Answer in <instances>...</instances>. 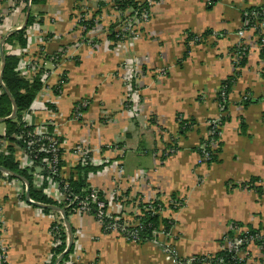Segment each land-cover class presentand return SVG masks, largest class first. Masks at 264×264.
Returning <instances> with one entry per match:
<instances>
[{
    "label": "crops",
    "instance_id": "1",
    "mask_svg": "<svg viewBox=\"0 0 264 264\" xmlns=\"http://www.w3.org/2000/svg\"><path fill=\"white\" fill-rule=\"evenodd\" d=\"M106 1L36 0L24 6L22 0H0V67L1 52L13 53L18 62L22 53L36 62L38 58L42 69L52 73L50 81L61 80L56 122L67 141L63 177L73 172L72 145L122 139L120 148L125 152L121 161L126 164L122 189L131 187L136 170L146 173L153 185L150 196L164 206L160 216L173 221L169 234L181 256L220 251L223 237L233 227L242 231L264 228V43L256 40L258 48L237 63L223 58L228 44L237 43L234 31L244 23L246 10L264 6V0H166L160 4L150 29L154 37H147L135 49L151 58L142 62L146 75L142 98L147 107L138 119L115 110L120 106L122 82L115 72L114 45L106 43L94 50V43L84 35L94 34L95 23L87 29L89 34L81 25L72 28L78 9L89 8L91 13ZM28 6L32 20L22 28L25 47H14L13 41L10 50L4 48L6 39L23 26ZM216 30L228 35L217 40ZM162 69L163 75L155 78L153 73ZM235 70L239 74L228 96V108L221 113L218 90ZM245 95L253 100L246 107L241 104ZM83 98L90 102L83 119L69 122L74 105ZM101 102L106 103L103 113ZM217 115L227 119L220 129L216 156L212 162L202 163L197 148L206 137L207 122ZM179 120L192 126L184 135L178 132ZM159 125L177 132L180 141L176 145L163 142ZM5 131V123L0 122V136ZM166 147L171 150L169 155L165 153L158 162L156 150L166 152ZM115 172L113 163L107 172H90L88 186L111 187ZM24 184L18 178L0 176V242L7 246L5 257L0 248V264H44L50 250V224L62 219L61 214L46 215L34 201L29 202ZM44 192L54 199L55 189ZM172 197L179 200V206ZM68 218L76 238L70 256L78 251L82 264L93 260L94 264H172L162 247L167 235L138 244L102 233L100 222L92 215L71 214ZM248 250L252 263L264 264V249L250 245Z\"/></svg>",
    "mask_w": 264,
    "mask_h": 264
},
{
    "label": "built area",
    "instance_id": "2",
    "mask_svg": "<svg viewBox=\"0 0 264 264\" xmlns=\"http://www.w3.org/2000/svg\"><path fill=\"white\" fill-rule=\"evenodd\" d=\"M27 1V4H30L31 0ZM127 9H130V12L135 13L137 17L143 20L142 17L144 16V14L146 16L149 14L150 7L148 5L147 10L142 8L141 12L135 11L134 8L131 7H127ZM124 11H126V9ZM130 14L132 15V13ZM247 14L248 13L246 12L244 13V15L246 16V19H244V28L246 30H251L252 34L256 35L255 41L257 40L258 44L260 40L262 43H264V38H262L264 26L256 21L257 18H255L254 23L250 25L249 16ZM249 15L251 17H256L255 12H251ZM90 16L91 13L86 8H83L80 12H76L72 21L73 27L79 28V26L82 25L80 27L84 28L83 22L88 21L90 19ZM256 31L259 32L261 37H259V34L256 33ZM240 34L242 35V33ZM246 51L248 54L249 50L247 45L246 47H240L236 45L234 59L237 60L238 58L239 61L241 56ZM40 64L41 63L38 58L36 62L31 58H25L22 56L16 68V71L19 72V74L28 81H31L34 76H38L41 82V89L36 94L30 109L23 112V119L21 121L22 130L14 135L15 140L18 142L17 145L14 146L17 152L19 167L30 171V173L33 175V182L35 183V185L38 186L45 182L47 184L45 188L47 189V191L50 188L55 189L53 197L54 200L59 201L63 198V192L59 187L58 181L54 180V177L65 178L62 175V166L60 164L63 162V155L66 152L65 149L67 145V141L64 139V136L59 129L60 124H57L56 122L60 117L58 108L60 105L63 86L61 80H58L55 83L50 81V76L52 73L43 70ZM86 101L80 100L74 105L72 114L68 119L69 122H79L83 119L84 110L88 105V102ZM38 116H42V119L38 120ZM219 120H212L210 122L212 128L208 130L207 135H210L216 130L220 129ZM7 144L8 142L6 141V139H0V154H8ZM217 145L218 140H211L209 143L211 151L214 150L213 148L216 149ZM200 149V161L206 162L209 159L210 155L204 150L203 147H200ZM95 155L94 145L85 142H78L72 145L70 149V156L72 162L74 163V166L78 164L83 166H97L103 164V162H109L103 169L109 170V165L113 163V160L109 159L105 161L97 156L98 154ZM36 162L39 163L37 167L34 165ZM113 165L115 167V170L117 171L114 174L116 177H119V175L123 174V171L119 172L117 162H114ZM43 172H45L47 176H45ZM3 174L6 177L10 175L8 173ZM64 185L65 187H67V183H64ZM24 188L26 189L25 184ZM99 191L103 193V200H100L98 197ZM29 200V202H33V200L31 199ZM142 201L139 202L138 207H140V204H146L142 203ZM108 202L110 203L109 207L111 209H107ZM153 202L154 201H151L146 204L144 212L156 213L152 205ZM73 203H75L77 206L73 209L72 214H88L94 217V214H92V212H94L95 205L97 213L96 217L94 218L99 221L101 225L103 224V221L105 219L111 220V223H109L106 227L107 233H121L126 238V240L132 242H136V240L138 239L135 230L128 231L127 229L130 227L136 228L139 226V219L144 213L143 211H141V208H139L140 213L137 215V223H135L133 226H128L124 223L120 216L114 214V212L111 211L115 210V208L119 206V203L115 202L114 200L112 201L109 197L106 199L103 190L96 189L93 186H88V188H86V194L82 196L74 195L73 198L69 200L65 206L69 207ZM2 219L3 218L1 215L0 221H2ZM232 231V238L228 236L223 237V244L220 248V251H227L231 254L232 259L237 260L239 263L244 262L245 264H258L255 262L252 263L251 260L253 259V257L248 250V247L250 245H256L260 249H264V231L260 230L258 233L250 234L247 230L242 231L238 227H233ZM155 234V239L157 237L160 238L164 235H167V237H165V240L162 242V247L163 251L168 255L169 261L172 264H195L200 260L202 264H212L213 258L216 256L215 253H212L202 256L201 259H199L198 256L183 257L178 252V248L174 243V239L171 237L169 232H165L161 227L158 231L155 232ZM257 241L262 242L260 244H257ZM60 243V237L56 234H53L51 249H55ZM67 262H69L68 264H72L71 261H65V264H67ZM218 262H223V260L220 259Z\"/></svg>",
    "mask_w": 264,
    "mask_h": 264
},
{
    "label": "rangeland",
    "instance_id": "3",
    "mask_svg": "<svg viewBox=\"0 0 264 264\" xmlns=\"http://www.w3.org/2000/svg\"><path fill=\"white\" fill-rule=\"evenodd\" d=\"M164 1L166 0H159V1L158 0H135V2H137L139 7H141L144 3H147L150 7L149 14L147 16L144 14V16L142 17L143 18L142 20L139 17H137L135 13L130 12V9L126 8V11L122 12L121 10L117 9L114 5L110 6L109 5L110 2L112 4L114 3V0H107L105 4H102L99 7H97L98 9L95 6L93 8L94 10H92L91 12L92 18H93L92 22L95 23L94 34L91 37L90 35H84V37H86V40L89 39L88 42L94 43V46H93L94 50L98 46L104 45L106 43H109L110 45L112 44L114 45L113 47H111V51L114 53V57L117 58V61H118V69L115 72L122 82V94L121 96H119L121 100L120 106L119 108L116 107L115 110L117 112L122 111V110L127 113L129 112L130 117L133 119L141 118V116L143 115L147 107L146 101L142 98V89L146 87V85H144L145 84L144 79H146V75L144 73L145 70L142 68V66H144L145 63H142V62L143 61L145 62L146 60L149 61L151 59L149 57L150 55L143 54L144 55L143 56V55L137 54L136 53L137 51L135 49L139 45H141L143 42H145L147 37L148 38L150 36L151 38L154 37V34H152L150 30L151 27L154 26V12L158 11L159 5L162 4ZM27 2L28 1L26 0H22V3H24V6H27ZM106 4H108L109 6ZM134 10L137 11L136 9ZM80 11L81 10L79 9L77 10V12H80ZM130 13H132V15ZM259 23H261L262 26H264L263 25L264 23L262 22H259ZM72 28L76 29V27H73V25H72ZM214 32H216L217 34V35L213 34L215 38H217V40L225 39L226 36L228 35V32L225 30L224 31L216 30ZM85 33H87V29L85 30ZM219 33H222V34H219ZM240 33H242V35ZM110 34H114L115 39H117V41L110 39L109 37ZM234 34H236L238 37L237 43H234L230 47L228 44V51H226V53L223 55V58L226 57V59L227 60L230 59L232 63H237L238 58L237 60L234 59V54H235L234 52H235L236 45L240 47H243V46L246 47L247 45L248 50H249L248 53H249L250 51L254 52L255 51L254 49L258 48V44L255 41L256 35H253L251 30H246L244 28V23L240 24L238 29L234 31ZM262 38H264V35H262ZM7 44L8 45H4V48L8 49L9 48L8 46L11 43L10 44L7 43ZM13 46L14 47L18 46L20 48V44L17 40H14ZM10 49L11 48H9V50ZM19 56L22 57L23 56L22 53H20ZM164 71L165 69L158 70L157 73H153V76L155 78H160V76L163 75ZM3 92L4 91L2 88L0 90V93H3ZM82 101L88 102V105L86 106L87 108L90 103L89 100L87 98H83ZM99 106L104 107L106 106V103L101 102ZM105 109H106L105 107L103 109L100 108L102 113ZM22 115H21L20 123L23 119ZM217 116L214 117L213 121L220 119L219 115ZM102 118L103 119L101 120H104V121L107 120V118H104V117ZM210 122H207L206 136L208 134V126ZM157 130L161 132V138L163 142H165L168 145L172 143L176 145V142L180 141V137L178 136L177 132L171 133L170 130H164L162 129L161 126ZM121 140L122 139H117V141H111V142L108 141L105 144H102V143L95 144L94 143V155L98 154L97 156H99L101 159L105 161L111 159L114 162H117L119 172L124 171L125 166H126V164L123 163L124 160L123 162L121 161L124 156V152H125V148H120ZM171 147L172 146H170V148ZM213 149L214 150H212V152L214 153L216 149L215 148ZM156 151H157V154H156L157 161L159 162L161 161L160 157H162V155H164L165 153H166L165 156L169 155L167 153H169V151L171 150L168 147H166V152L165 151L163 152V150H156ZM200 162L204 163L203 161H200ZM104 171L107 172L108 170H104ZM3 173H6V172L0 171V174L2 176H5ZM136 173H137V176L138 175L139 176L134 181H130L131 187H129L128 190L125 191V189H122L123 174L119 175V177H115L114 175V177L112 178L113 183L111 187L107 189L105 188L103 190L106 199L109 197L112 201L114 200L115 202L119 203V206L115 208V210H111V211H113L114 214L120 216V218H122L124 223L128 226H133L135 223H137V215L140 213L138 204L140 201L143 200V198L145 199V201L144 202L142 201V203H146V204H148L151 201H158L157 198H152L153 196H150L152 194V192L150 191L153 190L152 188L153 185L151 182H149V180H146L147 175L145 174V172L143 173L142 170H136L134 174ZM145 189H147V191H144ZM126 197L128 198L125 200ZM175 203L177 206H179L178 199H177V202L175 201ZM109 206H110V203L108 202L107 209L110 208ZM50 214H53V213H50ZM58 220L59 221L57 222L60 223V219ZM101 230H102V225H101ZM155 232H154V235L156 237ZM102 233L104 232L102 231ZM49 234H50V240H51L50 250L47 254V258L44 264H50L55 259V255L53 254L51 245H52L53 234H56V235L58 234V232L56 231V228L55 229L53 228L52 231L50 230ZM104 234H114L116 236L125 238L121 233H111L110 232V233H104ZM75 239L73 240L74 242L76 241ZM66 243H67V240H66ZM2 244L3 246L2 247L0 246L2 251L1 250L0 251L3 252L4 254L7 249V246L3 242ZM80 255L81 254H79L77 251L76 254L72 256L69 255V258L66 261H71L72 264H82ZM55 263H58V261H56ZM68 263L69 262H67V264ZM88 264H94V260Z\"/></svg>",
    "mask_w": 264,
    "mask_h": 264
},
{
    "label": "trees",
    "instance_id": "4",
    "mask_svg": "<svg viewBox=\"0 0 264 264\" xmlns=\"http://www.w3.org/2000/svg\"><path fill=\"white\" fill-rule=\"evenodd\" d=\"M36 0H31L32 3H34ZM115 6L117 9L124 11L127 7H131L136 9L137 11L141 12V9L144 8L145 10L148 9V4L144 3L141 7L138 6L137 2L132 0H114V3L111 6ZM251 12L256 13V17H251L249 14ZM247 15L249 16V24L251 25L254 23L255 18L256 21L264 23V8L263 6H256L251 7L248 10H246ZM244 19H246V16L244 15ZM32 18L29 17L27 25L31 23ZM92 14L90 16V19L88 21L83 22L84 27L86 29H89L92 26ZM82 26V25H81ZM80 29V28H79ZM256 33L259 34L258 31ZM24 29H20L14 34H11L7 39L6 42L12 43L14 40H17L20 44V46L25 47L26 41L23 37ZM110 39H113L114 41H117L115 39L114 34H110ZM259 37L261 35L259 34ZM195 38V37H194ZM247 56V51L241 56L240 60L245 59ZM239 60V61H240ZM241 64L243 62H240ZM18 65V58L13 55V53L6 51L5 52V67L3 71V84L10 92L12 98L14 99L16 103V114L13 119H8L4 121L6 126L5 135L0 136V139L4 138L8 142L7 144V153L8 154H0V166L7 169L11 174L9 175V178H16L17 176L22 177L26 179L28 182V191H29V197L32 199L35 203H39L42 205H54L58 206L60 208H63L66 215L69 217L73 213V209L77 206L75 203H73L71 206L66 207V203H68L69 200L73 198L74 195H84L86 194V188H88V182L87 177L90 172H98L99 170H103L104 167L109 162H103V164L100 165H76L73 168V172L69 174L66 178H59L54 177V180L58 181L59 187L61 188L63 192V198L62 200H54L50 197H48L44 190L46 187V183H42L40 185H35L33 182V175L30 173L27 169H22L19 167L18 159H17V152L15 150V146L17 145V141L15 140L14 135L17 134L20 130H22V123H20L21 115L24 111H27L30 109L33 100L38 93V91L41 89V82L39 81V78L34 79L33 81L29 82L25 80L19 72L16 71ZM236 67V65H235ZM239 72L235 70L234 74H232L230 77L223 80L220 84V88L218 90V103L220 106L221 113H226L228 108V96L231 92L232 86L238 77ZM0 86V90H1ZM253 100L250 99L248 95L243 96L241 99V104L246 107L250 103H252ZM12 112V104L11 100L6 96V94L0 93V118L8 117ZM227 119V116H223V118H220V126L223 125V121ZM189 122L184 120H179V128L178 132L181 135H184L189 129H191V125ZM192 123V122H191ZM212 126L209 124L208 130H210ZM221 129V127H220ZM220 129L216 130L210 135H207L204 139H201L200 146L197 148V151L199 153V156H201V149L200 147H203L206 152L209 153L210 157L205 163H210L215 159V152L213 153L211 151V148L209 147V143L211 140H218L219 141V133ZM36 167L39 165L38 162L34 164ZM63 165V162L60 164ZM45 176L46 173L43 172ZM64 183H67V187H65ZM250 186V185H249ZM65 188V189H64ZM98 197L100 200H103V193L101 191L98 192ZM172 201H177L176 197L171 198ZM156 213L152 212H144V208L146 207L145 204H140L139 208H141V211H143V215L139 219V226L136 228H128L127 230H135L137 233L138 239L136 240L137 243H144L146 241L151 242L155 239L154 232L158 231L159 228H163L165 232H169L173 221L171 219L163 218L159 215V211L163 209V204L159 201H154L152 203ZM169 208L176 211L177 207L173 206V204H169ZM41 212L44 214H58V212L52 211L48 208H42ZM97 209L94 205V217H96ZM111 223V220L105 219L102 224V231L104 233H107L106 227L107 225ZM237 225V224H236ZM238 226V225H237ZM56 228V231L58 232V236L60 237L61 243L53 249V254L55 255V259L52 263L54 264L58 256H60L63 251L66 249L67 243L66 240L68 238L67 229L64 225V221L61 219L60 223L56 220L53 221L50 224V230ZM73 230V229H72ZM260 230L264 231V228H258V229H249L248 232L250 234L258 233ZM74 234V230H73ZM225 236L231 237L233 236V231L229 230ZM74 239V237H73ZM262 241H257V244H260ZM74 244H72V247L70 251L64 255V257L58 261V264H65V261L69 258V255L71 254L73 250ZM215 257L213 258L212 264H245L244 262H238L237 260L232 259L231 254L227 251H218L215 253ZM199 259L202 258V256H198ZM220 259L223 260V262H218ZM201 261V260H200ZM200 261H197L195 264H199Z\"/></svg>",
    "mask_w": 264,
    "mask_h": 264
},
{
    "label": "water",
    "instance_id": "5",
    "mask_svg": "<svg viewBox=\"0 0 264 264\" xmlns=\"http://www.w3.org/2000/svg\"><path fill=\"white\" fill-rule=\"evenodd\" d=\"M29 14H30V6H28L26 8V18H25V22H24L23 26L21 28H19V30L22 29V28H25L26 23L28 21ZM14 31L15 30L10 31L8 33V35L11 34ZM4 67H5V54L3 52H1L0 85L3 88V91L6 94V96L11 100L12 112H11V114L8 117L0 118V122H4V121H6L8 119H13L15 117L16 110H17L16 103H15L14 99L12 98V96H11L10 92L8 91V89H6V87L3 84L2 77H3ZM0 171L6 172L8 174H11L7 169H5L4 167H1V166H0ZM16 178H18L21 181H24V183L26 185V199L28 201H30L29 200L30 199V197H29V191H28L29 190L28 189V182L26 181V179H24L22 177L17 176ZM35 205L38 206L39 208H48V209H50L52 211L58 212L62 216V219H63V221L65 223V226H66V229H67L68 238H67V246H66V249L63 251V253L57 259V261H60L64 257V255L67 254L70 251V249L72 247V244H73V230H72V227L70 225L69 218L66 215L64 209L63 208H60L58 206H54V205H42V204H39V203H35Z\"/></svg>",
    "mask_w": 264,
    "mask_h": 264
}]
</instances>
